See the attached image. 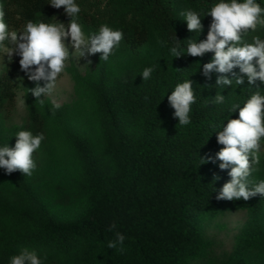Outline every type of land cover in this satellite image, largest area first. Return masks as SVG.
<instances>
[{
    "label": "trees",
    "instance_id": "1",
    "mask_svg": "<svg viewBox=\"0 0 264 264\" xmlns=\"http://www.w3.org/2000/svg\"><path fill=\"white\" fill-rule=\"evenodd\" d=\"M50 2L0 0L8 30L25 28L29 20L53 24L64 8ZM218 2L75 0L87 36L107 25L122 31L123 39L106 61L96 53L92 71L68 69L77 99L61 104L54 114L52 102L41 104L32 95L29 90L36 84L21 71L27 106L21 124L5 123L4 113L15 104L13 69L21 70L20 56L6 62L0 72V147H14L22 130L43 133L41 144L51 158L47 151L36 150L31 176L20 171L8 175L0 168V264H10L22 247L36 250L42 264H196L193 259L209 246L202 218L239 209L249 220L237 235L234 263L243 264L247 249L264 250V197L217 200L231 179L230 169L221 170L219 160H201L215 158L223 148L217 134L228 119L239 117L234 106L243 107L257 91L264 95V83L249 85L246 75L243 84L233 80L228 86L217 85L221 74L215 70L206 77L203 65L214 53L186 54L188 39H206L212 20L206 14ZM255 2L264 9V0ZM188 10L201 15L200 33L187 29L181 13ZM257 36L264 40V23L243 33L242 44L254 43ZM177 43L180 57L170 53ZM149 67L153 72L143 80L142 72ZM233 71L240 74L239 68ZM228 78L233 79L231 74ZM189 79L196 102L190 123L180 125L167 97ZM216 94L224 96L222 103L215 102ZM259 156L248 177L250 188L264 180V153ZM52 157L62 167L72 164L77 172L73 194L78 207L67 217L56 216L35 187L46 177ZM117 232L125 236L124 243L110 249Z\"/></svg>",
    "mask_w": 264,
    "mask_h": 264
},
{
    "label": "clouds",
    "instance_id": "2",
    "mask_svg": "<svg viewBox=\"0 0 264 264\" xmlns=\"http://www.w3.org/2000/svg\"><path fill=\"white\" fill-rule=\"evenodd\" d=\"M50 4L56 9L64 8L71 18L67 27L61 22L46 24L29 20L23 32H9L4 21L3 5H0V47L8 41V59L11 61L13 54L20 56L21 71L36 84L35 88L29 91L41 104L44 101L40 97L51 95L58 76L65 69V62L70 55L69 46L80 58L87 60L86 64H91L88 56L102 53L101 59L106 61L123 39L122 31L112 30L107 25H102L98 34L86 37L75 19L81 11L75 0H51ZM262 13L264 9L255 0H244L242 3L238 0H220L206 14L212 18L206 39L199 42L188 39L186 54L202 57L205 53H214L211 62L203 65V74L207 77L214 70L220 73L217 85H232L233 80L237 85H241L244 83V75L247 76L249 85H255L257 80L264 83V40L257 36L254 37V43L242 44L243 33L249 29L255 31L258 24L264 23V20L260 19ZM181 15L185 17L190 32L202 31L200 14L188 10ZM69 37L70 44L67 42ZM176 40L179 41L177 38ZM170 53L174 57L183 55L179 50V43L170 48ZM236 68H239L240 74L233 71ZM152 72L151 67L145 68L141 75L143 80L149 79ZM228 74H231L233 79H229ZM41 81L43 87L40 86ZM192 85L190 79L179 83L167 97L174 109V118H178L180 125L190 123L191 105L196 102ZM223 101L224 96L216 94L215 102ZM60 107L61 104L53 99V114L54 110ZM236 109H239V117L228 119L223 130L217 134V142L223 145V148L216 153L215 158H201L203 163H215L219 160L221 170L230 169L228 175L231 179L219 190L217 200L248 201L257 195L264 197V180L251 188L248 181V177L255 170L253 165L260 162L261 140L264 138V95L257 91L243 107L235 105L233 111ZM15 137L14 147H0V168L8 175L20 171L26 176H31L36 168L33 153L40 148L45 137L43 133L33 135L27 130L19 131ZM115 227L113 224L109 230ZM124 240L125 236L117 232L116 239L109 241L108 248L115 249L117 244L123 245ZM119 250L123 251V248ZM10 264H42V260L36 250L22 247L18 255L11 257Z\"/></svg>",
    "mask_w": 264,
    "mask_h": 264
},
{
    "label": "rangeland",
    "instance_id": "3",
    "mask_svg": "<svg viewBox=\"0 0 264 264\" xmlns=\"http://www.w3.org/2000/svg\"><path fill=\"white\" fill-rule=\"evenodd\" d=\"M70 19L71 18L65 13V10L60 9L55 16L53 24L61 22L67 27ZM75 19L81 25L82 31L84 32L83 23L80 18L76 16ZM24 29L25 28L12 29L9 32L15 31L21 33ZM85 36L88 37L86 34ZM67 42L70 44V37ZM8 47H10V45L8 41H5L0 51V72L6 65V62L9 61L6 50ZM73 51L74 49L69 46L70 55L65 62V69L58 76L56 86L51 95L41 96L40 98L42 100L52 102V100L55 99L60 104H64L72 103L77 99L74 90V82L68 69L74 66L81 74H85L86 71H92L96 64V54L88 56L87 59L91 60L92 63L86 64L87 60L85 58H80L78 54H75ZM13 81L16 84L15 104L7 114L4 113L6 125L21 124L27 116V106L24 95L25 83L23 81L22 72L17 67L13 69ZM42 149L46 153L47 150H45L41 144L40 148L37 150L42 151ZM49 152L50 151H47L51 158ZM260 153H264V142H261ZM45 173L46 177L42 180H38L35 187L47 201L56 216H70L75 212V208L78 207L77 199H75L73 194V182L77 176L74 166L71 164L67 165V167H62L56 159L52 157V161L47 163ZM248 220L249 217L247 212L242 209L202 218L201 223L205 237L209 241V246L202 254L195 257L193 262L196 264H235L233 252L236 238L241 228ZM261 222L264 223V217H262ZM243 264H264V250L257 248L247 249L244 254Z\"/></svg>",
    "mask_w": 264,
    "mask_h": 264
}]
</instances>
